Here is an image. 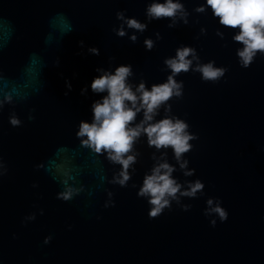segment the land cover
I'll return each instance as SVG.
<instances>
[{"label":"water","instance_id":"1","mask_svg":"<svg viewBox=\"0 0 264 264\" xmlns=\"http://www.w3.org/2000/svg\"><path fill=\"white\" fill-rule=\"evenodd\" d=\"M180 2L187 16L173 21L149 20L152 0H0V264H264V54L242 66L238 30L211 9L197 12L205 0ZM185 47L195 56L175 75L182 94L155 120L185 121L192 147L178 161L142 135L121 186L122 166L76 135L100 98L91 81L97 69L131 65L129 83L151 89ZM208 63L224 74L203 79L196 69ZM141 120L143 112L134 123ZM164 162L181 187L152 217L138 193ZM196 182L203 187L184 195Z\"/></svg>","mask_w":264,"mask_h":264},{"label":"clouds","instance_id":"2","mask_svg":"<svg viewBox=\"0 0 264 264\" xmlns=\"http://www.w3.org/2000/svg\"><path fill=\"white\" fill-rule=\"evenodd\" d=\"M208 9L218 18L220 25L238 30L233 39L242 44L237 50L242 66H249L258 54H264V0H205L196 11L205 12ZM117 16L129 28L143 31L147 27L135 18L126 19L123 13H118ZM146 16L149 20L171 18L174 21L177 17H186L187 12L180 0H152L146 7ZM125 34L123 28L117 31V35ZM131 39L135 41L136 37L133 35ZM145 43L148 49L152 48L151 40H146ZM89 51L99 55V49L91 48ZM190 55L195 56V50L185 47L177 50L175 58L166 59L165 64L171 69L172 75L166 82L153 85L151 89L143 82L135 88L129 83L131 65H120L114 71L97 69L99 75L92 79L90 88L100 98L91 105V121L82 120L76 135L82 145L95 153H106L111 162L122 166L117 179L121 186L126 185L130 179L128 169L136 159L131 153L134 152L135 142L142 135H147L149 146L157 149L171 147L178 161L191 149L189 141L194 136L187 131L188 125L185 121L169 117L155 120L161 106L173 96L182 94V82L178 83L175 75L190 69ZM196 70L202 73L205 80H216L225 72L223 68L214 67L213 63L200 65ZM68 87L70 89L71 85ZM87 90L86 86L81 94H85ZM140 112H143V120L134 123ZM10 123L15 126L20 122L17 118L10 117ZM185 166L186 162L181 164V167ZM173 171L174 168L164 162L154 167L150 175L145 176L138 194L147 197L153 206L149 213L152 217L160 214L169 205V197L175 198L181 187L172 177ZM202 187L200 182H196L184 195L194 196ZM70 196V190L64 194L65 199ZM215 211L221 218H226V212L222 208L217 207Z\"/></svg>","mask_w":264,"mask_h":264}]
</instances>
